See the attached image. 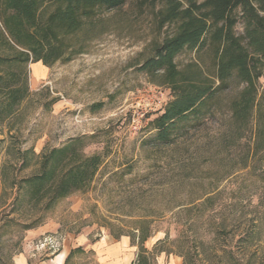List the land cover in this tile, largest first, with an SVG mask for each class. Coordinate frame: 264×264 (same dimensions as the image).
I'll return each instance as SVG.
<instances>
[{
	"label": "rangeland",
	"instance_id": "obj_1",
	"mask_svg": "<svg viewBox=\"0 0 264 264\" xmlns=\"http://www.w3.org/2000/svg\"><path fill=\"white\" fill-rule=\"evenodd\" d=\"M5 5L0 57L13 60L0 75L26 94L7 110L0 91V264H132L139 253L149 264H264V60L243 23L235 32L250 51L251 85L235 75L222 84L224 46L212 42L185 49L174 70L141 72L179 33L164 0L95 7L73 21L46 0L34 42L19 43ZM28 46L49 55L37 84ZM207 87L217 92L202 113L158 143L155 120L175 96ZM92 156L101 159L92 180L50 203L64 173ZM44 172L37 201V186L22 181Z\"/></svg>",
	"mask_w": 264,
	"mask_h": 264
},
{
	"label": "trees",
	"instance_id": "obj_2",
	"mask_svg": "<svg viewBox=\"0 0 264 264\" xmlns=\"http://www.w3.org/2000/svg\"><path fill=\"white\" fill-rule=\"evenodd\" d=\"M46 0H5L7 18L13 28L15 41L23 42L29 39L34 42L32 30L39 29V12ZM64 5L56 14L59 20L73 21L79 15L88 16L89 10L95 7H104L115 10L122 7L126 0H55ZM169 8L167 18L179 21V33L166 40L156 51L155 56L148 59L140 66L144 73H156L159 71L174 70L175 58L185 49L200 50L209 42L220 47L225 61L219 69V80L225 83L235 75L236 78L248 84L253 83V77L248 68L250 51L242 44V40L236 35L235 29L243 23L245 28V40L247 47L264 60V0H206L197 3L195 0H164ZM29 47V46H28ZM24 49V48H23ZM25 64L42 62L49 65V55L44 57L36 48H26ZM28 51L30 53H28ZM57 51H50L54 59L58 58ZM31 53L33 57L31 56ZM13 59L0 57V62H8ZM16 78V75H14ZM0 91L8 96L6 109L13 107L25 97L26 89H11L5 78L0 75ZM217 90L213 87L199 88L190 92L177 94L169 103L162 115L155 120L157 125L156 139L158 143L170 144L173 132L178 125L188 120L191 116L198 117L202 108L207 106ZM252 92L246 90L242 93L238 110L243 116L250 108ZM237 104V103H236ZM240 106V107H239ZM67 150L52 152L63 156ZM67 158V157H66ZM66 160V159H65ZM99 156H92L74 165L61 178V183L54 190L51 202L63 197L92 180L100 166ZM47 163V161H46ZM51 173L44 172L39 176L23 180L25 185H36L37 201L43 200L45 195L44 185L50 180ZM51 191V190H50ZM132 264H149L148 258L139 253Z\"/></svg>",
	"mask_w": 264,
	"mask_h": 264
},
{
	"label": "crops",
	"instance_id": "obj_3",
	"mask_svg": "<svg viewBox=\"0 0 264 264\" xmlns=\"http://www.w3.org/2000/svg\"><path fill=\"white\" fill-rule=\"evenodd\" d=\"M4 42V40H3ZM31 70L33 71L34 74V83L37 84L39 81L44 80L48 77L49 75V68L43 65L42 62L38 63H31L30 64Z\"/></svg>",
	"mask_w": 264,
	"mask_h": 264
}]
</instances>
